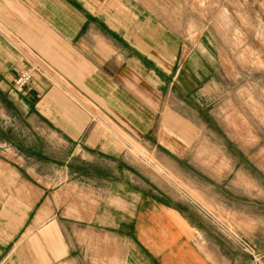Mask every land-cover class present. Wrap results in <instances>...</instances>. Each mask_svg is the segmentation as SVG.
<instances>
[{
	"label": "crops",
	"instance_id": "crops-1",
	"mask_svg": "<svg viewBox=\"0 0 264 264\" xmlns=\"http://www.w3.org/2000/svg\"><path fill=\"white\" fill-rule=\"evenodd\" d=\"M196 17V0H0V192L28 194L0 200V264H264V187ZM27 53L51 77L19 92Z\"/></svg>",
	"mask_w": 264,
	"mask_h": 264
},
{
	"label": "rangeland",
	"instance_id": "rangeland-1",
	"mask_svg": "<svg viewBox=\"0 0 264 264\" xmlns=\"http://www.w3.org/2000/svg\"><path fill=\"white\" fill-rule=\"evenodd\" d=\"M196 4V37L205 34L213 39V48L206 54L213 59L214 95L222 93L223 99L228 98L230 136L244 139V145L238 147L239 153L242 150L245 154L246 179L253 178L264 187V0H196ZM132 147L134 153L146 154L139 146ZM12 181L11 177H1L0 188ZM14 195L21 200L28 196L0 192V200L11 203L19 199ZM219 227L244 251H253V245L230 225ZM26 237L20 240L24 244ZM19 258L20 264H29L30 254L21 251Z\"/></svg>",
	"mask_w": 264,
	"mask_h": 264
},
{
	"label": "built area",
	"instance_id": "built-area-1",
	"mask_svg": "<svg viewBox=\"0 0 264 264\" xmlns=\"http://www.w3.org/2000/svg\"><path fill=\"white\" fill-rule=\"evenodd\" d=\"M25 61V67L20 70L14 79V88L19 92L26 89L37 73H41L46 78L51 77L50 68L37 56L27 53Z\"/></svg>",
	"mask_w": 264,
	"mask_h": 264
}]
</instances>
